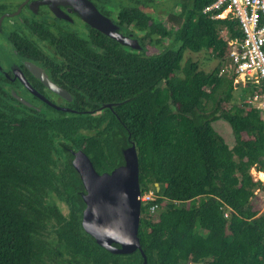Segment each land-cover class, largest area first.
Returning <instances> with one entry per match:
<instances>
[{
	"label": "trees",
	"instance_id": "obj_1",
	"mask_svg": "<svg viewBox=\"0 0 264 264\" xmlns=\"http://www.w3.org/2000/svg\"><path fill=\"white\" fill-rule=\"evenodd\" d=\"M215 1L181 0L168 29L146 12L155 0H121L120 19L143 35L139 51L106 35L95 46L73 37L67 50L87 58L55 66L73 112L0 92V264H144L140 251L113 254L84 230L86 192L73 166L83 150L99 173L112 172L132 143L142 191L159 185V212L142 206L147 264H264V214L253 203L264 181L251 172H264V112L245 103L250 87L232 104L242 85L221 71L229 40L244 35L237 20L213 17L221 10L204 12ZM204 50L220 60L212 72L190 59L182 66L186 51ZM220 119L232 148L213 126Z\"/></svg>",
	"mask_w": 264,
	"mask_h": 264
},
{
	"label": "flooded vegetation",
	"instance_id": "obj_2",
	"mask_svg": "<svg viewBox=\"0 0 264 264\" xmlns=\"http://www.w3.org/2000/svg\"><path fill=\"white\" fill-rule=\"evenodd\" d=\"M85 1L90 2L106 17L118 34L134 39L140 45L139 37L143 36L142 33L134 32L133 27L119 17L121 9L117 4L121 0ZM146 12L153 17V13L158 11L149 5ZM102 35L106 34L89 25L73 0H0V92L18 95L32 104L31 107L39 110L45 106L54 108L55 105L67 109L65 111H72L70 104L73 97L67 88L58 84V75L63 71L55 66L68 59L87 58L86 52L67 50L73 37L95 46V39L101 38ZM123 46L129 52L142 49L141 45L140 49ZM61 49L63 51H59ZM27 64L40 67L52 83L71 95V100L53 93L32 73ZM108 105L111 104L103 105L100 111ZM111 106L109 108H113V105Z\"/></svg>",
	"mask_w": 264,
	"mask_h": 264
},
{
	"label": "water",
	"instance_id": "obj_3",
	"mask_svg": "<svg viewBox=\"0 0 264 264\" xmlns=\"http://www.w3.org/2000/svg\"><path fill=\"white\" fill-rule=\"evenodd\" d=\"M73 3L89 25L116 39L122 45L140 49L136 40L118 34L112 23L102 16L90 2L73 0ZM27 65L53 93L71 100V95L65 89L52 83L40 67L33 64ZM14 96L25 105L32 106L22 97ZM54 108L67 110L55 105ZM123 155L125 160L123 165L112 172L99 173L83 150L75 153L73 166L86 191L83 195L86 208L83 212L82 225L84 230L104 249L116 255H129L140 251L144 257V264H147L148 258L143 251L139 237L142 220L140 200L142 189L136 144L132 143L124 150ZM157 187L159 188V185Z\"/></svg>",
	"mask_w": 264,
	"mask_h": 264
},
{
	"label": "built area",
	"instance_id": "obj_4",
	"mask_svg": "<svg viewBox=\"0 0 264 264\" xmlns=\"http://www.w3.org/2000/svg\"><path fill=\"white\" fill-rule=\"evenodd\" d=\"M213 10H221L214 18L237 20L244 35L242 39L229 40L227 65L221 75L235 71V84L246 85L253 91L245 99L247 106L264 112V0H216L204 12ZM158 191L159 188L142 191L140 197L142 206L148 205L151 214L160 210ZM256 193L264 197V189ZM225 216L229 217V212Z\"/></svg>",
	"mask_w": 264,
	"mask_h": 264
},
{
	"label": "rangeland",
	"instance_id": "obj_5",
	"mask_svg": "<svg viewBox=\"0 0 264 264\" xmlns=\"http://www.w3.org/2000/svg\"><path fill=\"white\" fill-rule=\"evenodd\" d=\"M155 3H156L155 11L157 10L158 12L153 13L154 20H156L157 23L164 24L168 29H171L173 24L170 19L168 20L169 14L170 13L178 14L180 12V9H181L180 3H182L181 0H155ZM222 35L225 39H228L227 34L222 33ZM169 43H170V40L167 39L166 44L168 45ZM159 52L160 50L157 53ZM157 53L154 52V54H157ZM189 59L194 62L199 63L200 69L204 70L207 73L212 72L220 64L219 59L212 58L211 52L205 51V50L200 53H192L190 51H186L184 60L182 62L183 67L186 65ZM247 90H249L248 87L237 88L235 91V99L233 101L234 103L232 102V104H236L239 99L241 100V98L245 97V93L247 92ZM213 126L215 130L225 139L226 143L231 148L235 146L236 141H235L234 131L228 122H226L223 119H220L218 121H215L213 123ZM251 172L255 178H259L260 180L264 179V172L257 173L258 171L255 168H253ZM205 200L206 198L196 199L192 202V205L199 207L202 203L205 202ZM253 203H254L255 210L258 211L260 215L264 214L263 194L259 193L258 197L254 200ZM177 205L180 207H185L186 203H177Z\"/></svg>",
	"mask_w": 264,
	"mask_h": 264
},
{
	"label": "crops",
	"instance_id": "obj_6",
	"mask_svg": "<svg viewBox=\"0 0 264 264\" xmlns=\"http://www.w3.org/2000/svg\"><path fill=\"white\" fill-rule=\"evenodd\" d=\"M240 85H242L241 88L248 87V86L243 85V84H240ZM236 86H237V85H236ZM248 88H249V87H248ZM257 173H259V172H257ZM259 180H260V179H259Z\"/></svg>",
	"mask_w": 264,
	"mask_h": 264
},
{
	"label": "bare ground",
	"instance_id": "obj_7",
	"mask_svg": "<svg viewBox=\"0 0 264 264\" xmlns=\"http://www.w3.org/2000/svg\"><path fill=\"white\" fill-rule=\"evenodd\" d=\"M262 180H264V179H262Z\"/></svg>",
	"mask_w": 264,
	"mask_h": 264
}]
</instances>
